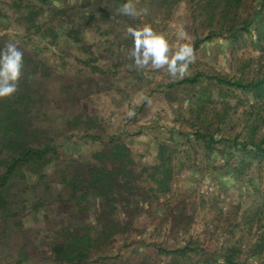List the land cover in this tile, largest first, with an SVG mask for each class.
Wrapping results in <instances>:
<instances>
[{
	"label": "rangeland",
	"instance_id": "rangeland-1",
	"mask_svg": "<svg viewBox=\"0 0 264 264\" xmlns=\"http://www.w3.org/2000/svg\"><path fill=\"white\" fill-rule=\"evenodd\" d=\"M125 2L0 0V44L17 43L36 67L30 86L43 102L30 116L62 131L41 174L10 190L0 264H264L250 216L264 160L237 140L251 105L264 135V0H133L147 9L135 19L119 13ZM144 23L173 51L191 37L186 74L135 66L126 29ZM112 139L131 149L135 176L108 202L73 184Z\"/></svg>",
	"mask_w": 264,
	"mask_h": 264
},
{
	"label": "trees",
	"instance_id": "trees-1",
	"mask_svg": "<svg viewBox=\"0 0 264 264\" xmlns=\"http://www.w3.org/2000/svg\"><path fill=\"white\" fill-rule=\"evenodd\" d=\"M5 44L1 43L0 49H3ZM34 69L36 67L32 66L30 58H24L23 75L18 91L10 98L0 99V212L6 211L8 204H11L10 200L8 202L6 200L10 196V190L16 187L15 184L20 185L21 178L25 179L27 176L26 172H29L28 176L40 175L49 157L53 154L57 155L58 145H61L57 138L62 134L60 129L51 125L39 127L35 116H30V108L33 110L37 104L43 102V98L35 99L37 94L35 95L30 86L31 79L35 75ZM253 88L260 89L257 85ZM44 116L47 119L48 115ZM107 147L105 154L95 156L94 164L86 172L87 176L84 177L86 173L82 172L83 175L77 176L78 183L73 185L76 189L85 187L89 192L109 202L115 195L113 189L116 188L117 182L129 180L135 175L128 169V164L131 162V149L115 139L110 140ZM128 184L124 182V188L121 186V190L125 189L129 192ZM79 250L81 251L82 248Z\"/></svg>",
	"mask_w": 264,
	"mask_h": 264
},
{
	"label": "clouds",
	"instance_id": "clouds-1",
	"mask_svg": "<svg viewBox=\"0 0 264 264\" xmlns=\"http://www.w3.org/2000/svg\"><path fill=\"white\" fill-rule=\"evenodd\" d=\"M121 15L133 19L147 14V9L137 10L133 0H127L120 9ZM127 34L131 36L133 47L129 50L130 58L134 60L137 68H151L154 70L165 69L170 75L181 77L187 73L189 65L195 62V50L191 37L182 34V39L187 42L181 43L173 51L172 46L162 33L154 31L152 26L144 23L142 26H128ZM24 53L17 43L7 42L0 49V99L10 98L18 91V85L23 75ZM144 99H148L144 97ZM151 103V101H148ZM136 113L130 110L127 113L132 118Z\"/></svg>",
	"mask_w": 264,
	"mask_h": 264
},
{
	"label": "crops",
	"instance_id": "crops-1",
	"mask_svg": "<svg viewBox=\"0 0 264 264\" xmlns=\"http://www.w3.org/2000/svg\"><path fill=\"white\" fill-rule=\"evenodd\" d=\"M254 107H255L254 105H251V106H249V107L246 108L247 111L244 112V114H245V117H246V119H245V122L246 123L245 124H246L247 131L244 132V136H243L244 138L242 140L239 139L241 135L238 134L237 136H239V138L237 137V140H238V142H241L242 145L248 144L250 146V149H254V150L257 149L262 154L261 157H258L259 158V161L261 162L262 158L264 160V135H262L261 137H257L256 136V134H257V131H256L257 130V126H256V124L257 123L251 124V123L248 122V120L250 118H255L256 117L257 111L254 110ZM226 112H227V110H226ZM229 112L230 111H228L226 114L225 113H220L219 115H217L213 119V122L214 121H216V122H218V121H225L226 117L229 118V116H230V113ZM254 113H255V115H253ZM237 117H238L239 121L241 122V115L238 114ZM174 128H175V131L179 130V128L176 127V126H174ZM179 131L180 132H178L177 134H182V135L184 134L181 131V129ZM197 135L199 136L200 134H197ZM203 137H205V136H202V138ZM198 138H200V136ZM211 143H214V140H212ZM228 143L229 144H232L230 142H228ZM238 145H239V148L242 147V145L240 143ZM160 153H161V151H158L157 159H161ZM211 154H213V153H210V155ZM210 157H212V155ZM201 158H202V156L201 157H198V159H200V160H201ZM231 158H236L237 160H241V159H238L239 158V155L237 157H235L234 155H232ZM165 166H168V165H165ZM166 171H168L167 168L165 169V173H166ZM255 188H256V186H253L254 191H255ZM167 189H168V187H167ZM256 204L257 205L254 204L255 206L253 208H254V210L257 213H251L250 216L251 217L254 216V218H256V220H257L256 222H258V224H259L260 231H258L256 233V234H258L256 240H258L260 242V243H258L259 244L258 248L261 247V249L264 250V198L262 197V199L260 201L259 200L256 201ZM230 205H231V201L228 204H226L225 206H227L230 209V207H231ZM241 205H242V202L241 201H235L234 206H233L234 209L236 210L235 212H237L239 209L247 210V208H245V209L242 208ZM242 206H244V205H242ZM244 216H246V214H244Z\"/></svg>",
	"mask_w": 264,
	"mask_h": 264
}]
</instances>
